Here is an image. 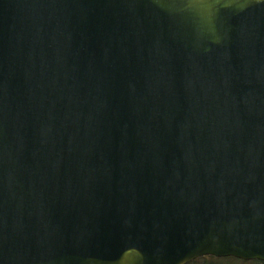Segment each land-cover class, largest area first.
I'll return each mask as SVG.
<instances>
[{"label":"water","instance_id":"95a60500","mask_svg":"<svg viewBox=\"0 0 264 264\" xmlns=\"http://www.w3.org/2000/svg\"><path fill=\"white\" fill-rule=\"evenodd\" d=\"M264 262V0H0V264Z\"/></svg>","mask_w":264,"mask_h":264},{"label":"trees","instance_id":"16d2710c","mask_svg":"<svg viewBox=\"0 0 264 264\" xmlns=\"http://www.w3.org/2000/svg\"><path fill=\"white\" fill-rule=\"evenodd\" d=\"M199 259H203L205 264H264V262H260V261H242V260H238V259H234L230 257L229 258H215V257L207 256V257H202Z\"/></svg>","mask_w":264,"mask_h":264},{"label":"rangeland","instance_id":"374dc122","mask_svg":"<svg viewBox=\"0 0 264 264\" xmlns=\"http://www.w3.org/2000/svg\"><path fill=\"white\" fill-rule=\"evenodd\" d=\"M188 264H205V262L203 261V259H197L194 262H190Z\"/></svg>","mask_w":264,"mask_h":264}]
</instances>
